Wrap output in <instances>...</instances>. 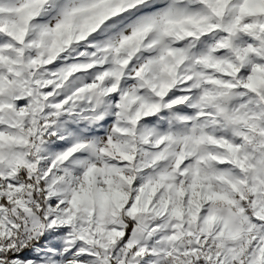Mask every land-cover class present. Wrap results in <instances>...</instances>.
<instances>
[{
	"label": "snow or ice",
	"instance_id": "snow-or-ice-1",
	"mask_svg": "<svg viewBox=\"0 0 264 264\" xmlns=\"http://www.w3.org/2000/svg\"><path fill=\"white\" fill-rule=\"evenodd\" d=\"M0 264H264V0H0Z\"/></svg>",
	"mask_w": 264,
	"mask_h": 264
}]
</instances>
